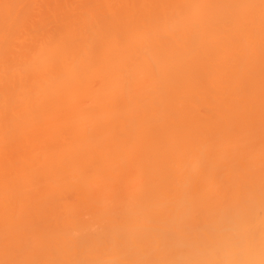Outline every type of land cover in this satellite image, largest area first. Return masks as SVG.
Listing matches in <instances>:
<instances>
[{"label":"bare ground","instance_id":"1","mask_svg":"<svg viewBox=\"0 0 264 264\" xmlns=\"http://www.w3.org/2000/svg\"><path fill=\"white\" fill-rule=\"evenodd\" d=\"M0 264H264V0H0Z\"/></svg>","mask_w":264,"mask_h":264}]
</instances>
